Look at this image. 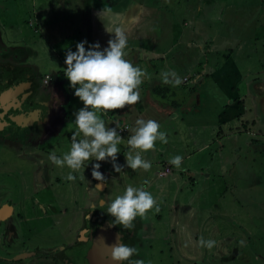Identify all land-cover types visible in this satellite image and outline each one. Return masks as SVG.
Returning a JSON list of instances; mask_svg holds the SVG:
<instances>
[{"label": "rangeland", "instance_id": "1", "mask_svg": "<svg viewBox=\"0 0 264 264\" xmlns=\"http://www.w3.org/2000/svg\"><path fill=\"white\" fill-rule=\"evenodd\" d=\"M163 1L167 2L173 10L165 12L167 15L163 18L164 23L170 22L172 25L171 29H168L171 31L165 33L164 43L171 42L174 38H182L175 52L169 54L170 62L174 59L175 66L178 65L175 73L181 78L188 76L191 72L189 66L194 64L192 69L194 67L200 69V60L203 61V59L209 62L208 70H211L215 64L219 73L223 69L230 68L236 72L237 82L233 77L226 80L224 78L223 83L228 84V87L234 84V89L227 91L226 98L222 101L230 98L227 100L228 103L232 99H235V102L227 109L223 106L224 112L220 111L219 106L217 107L216 112L220 111L223 118V123L220 122L217 127L220 135L218 138L214 136L208 142L209 147L199 153L194 149L196 147L190 135V132L194 133V130L183 125L180 128V121L175 122L176 126L168 121L160 125V131L166 133L167 140L172 141L176 153L183 157L180 168L174 166L176 170L174 169L173 174L158 177L156 171L162 167L156 166V161L165 158L159 155L151 162L152 166L148 171L129 169V175L126 174L123 177L119 174L117 189L111 192V197L114 199L122 195L127 185L143 187L144 181H148L147 187L157 201L159 212L153 208L143 219L137 217L143 223V232L146 235L143 258L145 264H264V0H229L230 3L243 9L241 17L245 21H235L231 24L230 15L235 10L228 9L220 16L222 18L220 23L218 21L214 23L217 29L212 30L207 27L208 30L201 31L203 36L200 37L201 41L191 36L193 25L197 21L190 17V14L184 13L183 7H186L188 3L180 0L179 6L174 4L175 0ZM58 2L35 0L37 18L42 21L39 27L35 25V16L31 11L32 0H26V6L21 10L18 27L13 28L10 24L11 13L1 11L0 23L4 25L2 39L11 45L27 46L28 44L34 49L29 55V62L33 63L39 73L42 76L45 73H54L53 82L56 78L63 79L67 90L71 89L74 94V89L64 75L66 50L76 51L77 43L85 40L90 43V39L100 35V32L106 34L107 31L105 28L102 29L103 31L85 30L86 28L81 24V15L78 13L79 0H59ZM10 4V2L6 3L7 7ZM241 4L247 7L241 8ZM62 6H67L64 13L61 12ZM215 6L218 7L219 3L213 4V7ZM66 18H70L71 21L68 22ZM184 20L187 21L186 24ZM168 26L167 23L165 28ZM158 32L155 26L153 36L156 38L158 35L161 36ZM206 35L208 38L203 39L207 37ZM192 39L195 42H191ZM186 43H189V47L184 50L183 45L188 46ZM55 54H59V57ZM214 58L217 61L211 62ZM59 71H62V77ZM219 76L222 75L219 74ZM221 79L223 78L219 80ZM192 85L190 82L181 84L180 87H183L182 89L188 94L177 91L169 100L178 102L182 112L189 115L199 114L203 109L210 107L209 103H205V100L209 99L205 95L197 96L202 103L195 107L197 102L196 98L193 99L195 93H189ZM158 94L162 95L161 90H158ZM219 95L224 97L221 93ZM74 98L71 96L69 105H65L64 110L61 109L62 113L58 117L60 121L57 119L51 124L50 137L42 141L44 144L38 145L39 157H44L45 164L53 166L48 177L53 187H60L56 183L57 178L67 183L68 180L65 177L70 171L72 172L66 165L57 167L48 159V156L51 152H55L57 156L62 157L70 151L72 136L78 131L74 113L83 107L79 98L77 97L75 101ZM241 99L243 102L239 103ZM63 115H66L68 121L61 126ZM177 118L181 119L179 115ZM174 127L177 133L173 132ZM120 136L123 139L125 135ZM118 146L120 147V144ZM119 155L117 163L122 165L124 160L119 162ZM173 156L176 155L171 157ZM204 158L206 163L201 162ZM2 161L8 162L13 167L19 165L18 167H23L21 169L28 170L25 163L17 161L14 155L6 159L0 156V163ZM95 163H100L102 168L113 169L110 161L97 162L93 158L84 162L86 167L91 168ZM199 168H202L204 173H201ZM80 170L83 171V167ZM80 170L76 171L75 177ZM208 172H210L211 180L205 177V173ZM178 174L179 180L173 182L172 179ZM89 176L87 173L84 177L85 194L90 192L87 182ZM127 177L133 178L132 181ZM177 182L180 186L179 190L176 189ZM162 185L165 186L160 192L159 188ZM75 186L77 185L72 183L69 185V190L64 187L60 197L64 200L68 197L82 200V190L72 192ZM28 188L31 190L33 187ZM50 196L45 192L38 194L42 202ZM171 203H176V206L178 204L183 208L189 206L196 208L197 212L190 218L198 229L194 242H184L183 238L181 239L175 232L176 228L172 229L173 226L170 225L172 219L167 210V205ZM74 207L75 205L69 204L67 208L72 210ZM66 218H69L68 215ZM200 238L214 240L216 244L209 250L197 243ZM191 243L195 246L194 250ZM175 250H180L182 255L175 256L173 254Z\"/></svg>", "mask_w": 264, "mask_h": 264}, {"label": "crops", "instance_id": "2", "mask_svg": "<svg viewBox=\"0 0 264 264\" xmlns=\"http://www.w3.org/2000/svg\"><path fill=\"white\" fill-rule=\"evenodd\" d=\"M58 1L59 0H56V3H59ZM8 2H10L13 6L10 12L11 13L10 24H12V27L15 28L18 27L17 25L21 17V10L23 9V7L26 6L25 4L26 0H0L1 11L3 12L7 11L6 3ZM185 2L186 4L187 3L188 4L186 7H183V10L185 11L184 13H187L188 15L190 14V17L192 16L197 21L195 25H193V29H192L193 35L191 36L197 37V39L200 41H201L200 37H203L201 31L208 29H212V30L217 29V27H214V23L216 21L220 23L222 19L220 16L224 14L225 11H227L228 9L235 10L234 13L232 14L230 13L231 24L235 23V21H240V22L245 21V19L242 20L241 17V14L243 13V9L237 7L236 4L230 3L229 0H185ZM32 3L33 4H31L32 5L31 11L35 16L34 18L35 25L39 27V24H41L42 21L37 18L38 11H37V7L35 6V0H32ZM175 3L177 5L181 4L180 0H175L174 4ZM218 3H219L218 7L217 6L213 7V4L216 5ZM78 5H79L78 13L81 15L80 17L81 24L86 28L85 30L94 31V29H100L101 31H103L102 30L103 28L105 29L109 28L114 31L116 28L121 29L127 37L125 59L129 60L130 62L133 63L134 66H138L144 72H146V76L143 77V83L140 85L139 88L140 100L138 103H136L135 105H130L122 110L109 111L111 113L110 115L109 114L105 116L102 115V119L105 120L106 125L110 127L117 126V130L119 126L125 124L129 125L128 130L120 134V135L124 134L125 139L123 137L120 143V147L118 146L120 149L119 162L121 160H124L122 165H126L124 154L127 151H129L127 140L129 136L132 134L131 129L135 127V121L138 118H143L145 120L152 119L157 121L160 125L167 123V121L173 122V126H176L175 123L176 121L178 122L180 121L179 122L180 128L182 127L181 125H183L185 127H188L190 130H194V133L190 132V135L193 139V145L196 147L194 148L196 152L199 153L206 150L209 147L208 142L211 139H213L214 136L218 138L220 135V132L217 131L218 129L217 127H219L220 122L223 123V118L220 114V111L224 112L225 110H222V107L224 106L227 109L229 105H233V103L235 102V99H232V101L228 103L227 100L230 98H227L226 101L224 102L222 100L226 98L225 93H227V91H229L231 88L232 90L234 89V84H232L231 87H228V84L223 83L224 78L226 80L229 79L230 77H233V79L236 80L237 82L238 76L236 75V72L228 68L226 70L223 69V71H220L219 73V71H217L218 69L216 68L217 64H215V66L211 68V70H208L209 62L207 61V59H203V61L200 60V65H201L200 69L196 67L192 69L194 64L190 65L189 69L191 72L188 74V76L185 75L186 77H188V81L186 82L183 81V83L187 84L188 82H190L193 84L191 87L192 92L190 90L189 93H195L193 97L194 100L195 98L196 99L199 98L197 96L200 95H205V97H208L209 99L205 100V103L206 104L209 103L210 107L203 109L199 114L196 113L190 115L184 114L182 110L179 108L178 102H176L175 100H171V101L169 100L171 99V96H175L177 91H179L181 94L184 92L187 93V91L183 90L182 89L183 87L180 86L173 87L170 84H163L161 81V74L163 72L176 71L178 65L175 66L174 59H171L170 62L169 54L173 53V51L178 48L180 40L182 41V38L178 37V38H174L173 41L171 42L164 43V36H166L165 33L166 31H171L168 29H171L172 25L170 22H167L169 26L165 28V25L167 23H164L165 20H163V18L165 17V15H167V13L165 12L173 11L172 7L169 6V4L167 5V2H164L163 0H79ZM51 6L53 8V5ZM66 7L67 6H62L61 8L62 13H64ZM242 7H247V6H243L241 4V8ZM66 19L68 20V22L71 21L70 18H66ZM39 20L40 23L38 22ZM60 22H64V21H60ZM186 23L187 21L184 20V24ZM155 26L159 30L158 34H161V36L158 35L157 38L153 36L154 34L153 31L155 29ZM245 26L248 27V25ZM256 27H254V29H256ZM173 30L174 31L176 30L175 27L173 28ZM110 38H113L112 34H109L108 32L106 34L105 32L102 34L100 32V35H96V37L90 39L89 41L90 43L85 44V47L87 49L89 45L98 42L102 50L103 48H106L108 46L107 42ZM207 38L208 36L203 39H207ZM190 41L195 42L194 39ZM186 44L188 46L183 45L184 50H186L189 47V43ZM238 46L241 47L242 45H238ZM19 47L21 49L22 55L25 56H28V54L31 53L32 50H34L28 44L27 46L19 45ZM55 55L59 57V54H55ZM29 60L30 59L24 61L22 60L20 67L24 70H27L28 74L32 73L33 77L35 76L34 74L36 73L39 76L38 77L36 75L38 79L40 78L44 79L46 75H48L49 81L46 84L47 89H45L44 91L38 89V93L41 94L47 93L45 97L50 95L53 97L51 103H49L48 105H46V103H44L43 101H39L41 103H39L38 110H41L43 105L47 106L46 115H45L46 121L41 122V120H39L37 125L38 127L37 131L39 133L38 134V144H39L41 143L42 140L45 139L44 137L47 136L46 135L47 133L45 132H47L48 127L45 125L47 124L48 120L51 118L52 115L51 112L58 107V99L56 98L57 93L60 94L61 97L60 102L62 104L61 107L63 108V110H64V106L69 105V103L71 102V96L75 97L73 99L74 101L76 100L77 97L73 94L71 89L67 90V87L65 86L66 82L63 79L56 78L53 82L54 73H45L44 76H42L37 70V68H35L33 63L31 61L29 62ZM216 61L217 59L215 58L211 60V62H216ZM59 73H60V77H62L63 75L62 71H59ZM219 74H221L222 76H219ZM22 75H25V73ZM184 77H182V80ZM220 78L223 79L219 80ZM39 86L36 87L39 88ZM158 90H161L162 95L158 94ZM220 93L224 95V97L220 96L219 95ZM241 101L243 102L242 99L239 100L238 102L241 103ZM201 103L202 101L197 99L195 107L199 106V104L201 105ZM218 106L220 111L216 112ZM178 115L180 116L181 119L177 118ZM63 117L61 118L62 121L61 126L63 125L64 122L68 121L66 115H63ZM42 118L44 119V117ZM173 132L177 133L175 127L173 128ZM173 146L174 145H172V141L170 140H168L167 144H164L159 140H157L155 143V149L147 153H142V155H144V157L151 162L154 161V159L157 158L159 155H161L160 157H165V158L171 157L172 155H178V153H176V149L173 148ZM165 158H161V160L156 161V166L159 165L162 167L161 169H157L156 171L158 177L170 176L171 174H173L174 169L176 170V168L169 163L170 159L169 158L165 159ZM204 161L205 158L202 159L201 162L206 163ZM166 167H169V173H167L166 175H159L158 172L163 171ZM83 169H84L83 171L80 170L79 172L83 174V179L85 177V174L88 173L90 175L87 179L90 188L91 184H93L94 181V179L91 176L92 168L86 167V164H84ZM129 169L130 168L125 166L123 169L124 171L123 173H117L111 167L110 168L100 167L99 170L104 174V176L107 179V184L103 186L101 190L98 189L99 192L103 193L101 194L102 199L108 202L112 200L111 192L117 189V180L120 179L119 174H121L124 177L126 174H128ZM186 169L188 170V172H190L188 168ZM194 170L196 171V169ZM199 170L201 171V173H204L202 168H199ZM182 171H184V169ZM75 173L76 171L72 170V174ZM179 176H180L179 174L175 175L172 181L173 182L178 181ZM205 177L207 180L209 179L211 180L210 172L205 173ZM127 178H129L131 181L133 179L131 177H127ZM72 182L73 181H70V185L72 184ZM98 183L100 182L96 181V185ZM147 186H148L147 184H144L143 188L146 191L150 192ZM164 186L165 185H162V187L159 188L160 192H162ZM178 186L176 189L179 190L180 186L179 187ZM107 188L108 190H106ZM167 210H168V215H170V218L172 219V221L170 222V225L173 226L172 229L174 230V227L176 228L175 232L179 234V237H181V239L183 238L184 242L186 241L194 242L195 234L198 229L195 228L190 218L197 212L196 208L193 206L183 208L178 204L176 206V203H171L167 205ZM191 245L193 247L192 250H194L195 249L194 244L191 243ZM173 254H175V256H179L180 254L182 255L180 250L178 251L175 250ZM188 254L190 255V253Z\"/></svg>", "mask_w": 264, "mask_h": 264}, {"label": "flooded vegetation", "instance_id": "3", "mask_svg": "<svg viewBox=\"0 0 264 264\" xmlns=\"http://www.w3.org/2000/svg\"><path fill=\"white\" fill-rule=\"evenodd\" d=\"M12 8V4L6 7L7 12ZM3 28L0 23V156L6 159L14 155L28 170L6 161L0 163V264H114L98 253L96 242L103 238L102 231L120 233L122 243L139 250L132 259L143 260L146 235L140 218L134 220L131 231L119 225L103 229L110 228L114 218L107 213L109 202L102 199L95 180L85 194L83 174L79 172L72 182L77 185L72 192L82 190V200H64L60 196L64 187L69 190L70 181L65 183L57 178L60 187H53L48 179L53 166L39 157L38 145L50 137V126L62 112L61 97L57 93L58 107L51 112L50 119L47 117V136L38 144L37 125L39 120L46 121L47 109L43 105L38 110L39 101L48 105L53 98L38 93V89H47L49 78L38 79L36 73L33 77L20 67L31 53L22 55L19 45L3 41ZM39 192L51 196L42 202ZM69 204L75 207L70 210Z\"/></svg>", "mask_w": 264, "mask_h": 264}, {"label": "clouds", "instance_id": "4", "mask_svg": "<svg viewBox=\"0 0 264 264\" xmlns=\"http://www.w3.org/2000/svg\"><path fill=\"white\" fill-rule=\"evenodd\" d=\"M106 31L113 37L108 40L106 48L101 50L97 42L86 49L85 44L88 42L85 40L76 44V51H66L64 75L83 107L74 113L78 131L72 136L70 151L62 157L51 152L48 159L57 167L66 165L73 171L80 170L85 161L93 158L97 162L110 161L117 173H123L125 166L133 171H148L152 166L151 161L142 153L154 150L157 140L168 143L166 133L160 131V124L152 119L138 118L135 121V127L131 129L132 134L127 140L129 151L124 154L126 165H120L117 159L120 153L118 145L122 137L117 131V126H107L102 119V115H107L109 111L122 110L138 103L139 88L143 77L146 76V72L140 67L125 59L127 37L124 32L119 28L114 31L106 28ZM161 81L173 87L183 83L180 76L170 71L161 74ZM182 160V156L176 155L170 158L169 163L180 168ZM100 167V163L93 164L91 176L100 182L95 188L101 190L107 184V179L99 170ZM65 179L75 181L76 177L70 171ZM147 183L145 180L144 184ZM153 208L159 212L157 201L149 191L143 187L128 185L122 195L116 196L108 203L107 213L114 218L112 226L119 225L131 231L134 228V220L138 216L146 217ZM122 240V235L117 233L116 242L107 245L114 264H145L142 259H132L138 255L139 250L122 243ZM197 243L210 250L216 241L200 238Z\"/></svg>", "mask_w": 264, "mask_h": 264}, {"label": "water", "instance_id": "5", "mask_svg": "<svg viewBox=\"0 0 264 264\" xmlns=\"http://www.w3.org/2000/svg\"><path fill=\"white\" fill-rule=\"evenodd\" d=\"M113 226H110V228H103V229H111ZM113 231V230H112ZM103 239L100 241H97V249L98 253L102 255L103 258H110L111 259V250L107 245H112L116 242V235H114V232L107 233L105 231H102ZM100 243V244H98ZM100 249V251H99Z\"/></svg>", "mask_w": 264, "mask_h": 264}, {"label": "built area", "instance_id": "6", "mask_svg": "<svg viewBox=\"0 0 264 264\" xmlns=\"http://www.w3.org/2000/svg\"><path fill=\"white\" fill-rule=\"evenodd\" d=\"M45 78L46 79L49 78L48 75H46ZM183 81L184 82L188 81V77L185 76L183 78ZM128 128H129V125L125 124V125L119 126L117 131H118L119 134H122V133L126 132L128 130ZM167 173H169V167H166L163 171H159L158 172L159 175H166Z\"/></svg>", "mask_w": 264, "mask_h": 264}]
</instances>
